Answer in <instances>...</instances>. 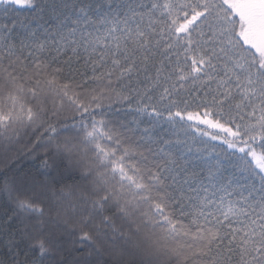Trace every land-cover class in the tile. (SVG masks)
I'll list each match as a JSON object with an SVG mask.
<instances>
[{
	"label": "snow or ice",
	"instance_id": "obj_1",
	"mask_svg": "<svg viewBox=\"0 0 264 264\" xmlns=\"http://www.w3.org/2000/svg\"><path fill=\"white\" fill-rule=\"evenodd\" d=\"M0 264H264V0H0Z\"/></svg>",
	"mask_w": 264,
	"mask_h": 264
}]
</instances>
